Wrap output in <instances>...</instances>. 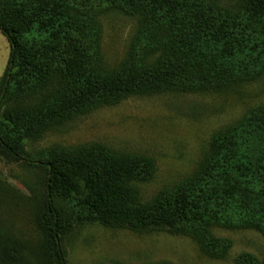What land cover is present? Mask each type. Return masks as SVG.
<instances>
[{"label":"trees","instance_id":"obj_1","mask_svg":"<svg viewBox=\"0 0 264 264\" xmlns=\"http://www.w3.org/2000/svg\"><path fill=\"white\" fill-rule=\"evenodd\" d=\"M137 21L126 57L107 69L103 19ZM0 34L10 45L0 78V159L46 172L36 214L41 263L68 264L63 239L78 226L191 238L211 260L233 242L216 229L264 237V106L217 132L197 171L143 203L152 158L100 144L32 158L27 144L48 131L133 96L224 92L264 74V0H0ZM0 234V258L20 244ZM236 264H264L243 255Z\"/></svg>","mask_w":264,"mask_h":264},{"label":"rangeland","instance_id":"obj_2","mask_svg":"<svg viewBox=\"0 0 264 264\" xmlns=\"http://www.w3.org/2000/svg\"><path fill=\"white\" fill-rule=\"evenodd\" d=\"M137 21L117 14L103 19L102 53L107 69L126 57ZM10 45L0 34V78L10 58ZM264 106V74L234 89L198 95L133 96L119 104L90 112L52 128L45 137L27 144L32 158L56 150L100 144L124 155L152 158L154 179L140 186L143 203L192 176L201 165L213 136L236 125L244 115ZM46 172L23 163L0 159V234L19 253L0 258V264H43L42 236L36 214L45 199ZM215 234L233 242L225 260L205 257L189 237L165 229L136 232L99 224L76 227L63 239L68 264H236L243 256L264 260V237L254 230Z\"/></svg>","mask_w":264,"mask_h":264}]
</instances>
